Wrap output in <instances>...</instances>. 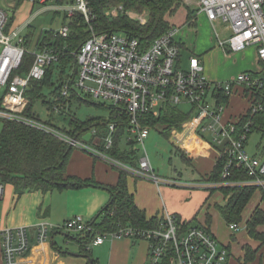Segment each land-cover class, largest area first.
I'll list each match as a JSON object with an SVG mask.
<instances>
[{
	"label": "built area",
	"instance_id": "built-area-1",
	"mask_svg": "<svg viewBox=\"0 0 264 264\" xmlns=\"http://www.w3.org/2000/svg\"><path fill=\"white\" fill-rule=\"evenodd\" d=\"M27 1L37 7L31 13V20L42 12L50 11L62 14L65 21L58 30H50L52 36L49 40L41 38L31 49L26 45V37L21 35V30L28 28L31 20L7 29L13 14L0 5V117L52 133L70 146L100 157L129 175L156 184L209 190L253 187L259 193L258 203L264 202V153L258 154L257 151L252 155L246 149L249 135L253 131L262 132L256 119L264 115V0H198L199 11L212 23L216 30L217 45L224 52L256 45L259 69L255 72H240L234 79L224 81L208 80L199 56L190 54L184 60L182 45L175 37L179 31L176 27H170L144 45L138 38L128 36L121 30L95 32L91 0ZM119 11L140 23L146 22V14L137 15L124 10L122 5L112 7L109 14L116 16ZM74 23L83 24L89 36L75 51L69 52L73 63L66 67L64 73L61 74L59 69L54 71L53 75L60 83L59 96L63 100L58 101L54 109L65 107L71 92L78 97L83 92L91 98L109 102L119 117L125 113V131L120 144L125 143L127 148L133 150L134 145L138 144L143 149V154L137 156L135 166L111 158L96 146L61 133L53 128L55 126L49 127L42 120L22 115L29 104L26 91L30 81L41 80L49 67L61 64L68 45L57 39L67 38ZM217 26H221L220 32ZM221 33L226 34V37L221 38ZM26 53L33 55V61L26 72L17 73ZM232 97L244 102L237 112H229ZM182 104L188 106L186 111L179 109ZM168 106L189 115L180 130L171 131L173 144L180 148L189 134L199 137V144H205L214 152L215 164L222 162L218 180L206 178L183 182L161 177L154 172L144 148V140L150 129L159 128L149 125L147 119L158 116ZM116 124L115 121L108 123L109 132L103 141L105 148L113 144ZM206 132L210 135L209 142L202 137ZM89 133L90 137L95 134V128ZM183 149L191 153L190 148ZM235 170L245 174L246 178L230 179ZM4 189L5 184L0 180V200L3 199ZM157 218L159 223L155 228L136 230L125 226L115 232L97 234L91 242L100 244L106 237L144 239L148 243L146 264L227 263L229 250L218 242L208 225L189 223L184 226L187 223L165 210ZM238 224L229 223L228 227L236 231ZM59 228L75 232L91 229L81 216H74L62 226L54 227L48 222H40L36 226V238L38 241L45 240L51 230ZM0 236L4 264H16L17 258L30 248L28 227L0 228Z\"/></svg>",
	"mask_w": 264,
	"mask_h": 264
},
{
	"label": "trees",
	"instance_id": "trees-1",
	"mask_svg": "<svg viewBox=\"0 0 264 264\" xmlns=\"http://www.w3.org/2000/svg\"><path fill=\"white\" fill-rule=\"evenodd\" d=\"M182 2L183 0H91L90 6L94 14L93 29L97 33L121 30L128 36L136 37L144 45H147L152 39L170 28L164 16L165 14L172 15L175 13ZM118 5H122L124 10L131 9L142 12L146 9V22L140 23L138 20H132L123 11H119L113 18H109L104 14L105 9ZM190 12L188 11V18L190 17ZM72 29L67 38L64 40L62 38V40L57 39L58 42L65 41L68 45V51L61 60V64L58 67H49L41 80L30 81V87L26 91L29 104L22 113L23 116L40 120L32 111V105L36 99L42 96V86L50 84L55 69H59L61 74L64 73L66 67L73 63L72 54L69 52L75 51L79 44L89 36V32H87L83 24L74 23ZM32 35L33 32L29 28L26 36L27 46H30ZM51 36V32H45L42 39L47 41ZM32 61L33 55L26 53L17 73L26 72ZM59 89L60 86L53 92L55 97L52 104H49L48 100L44 101L48 109H54L58 101H63L59 96ZM1 97L2 95L0 94V109ZM188 117V114L181 112L176 107L168 106L158 116L148 117L147 123L159 128L158 132L167 135L171 134L173 129L180 130L182 123ZM125 118V113H122L121 117H119L118 112L113 109L110 112L109 120L105 122L98 121V118H88L85 121L71 118L68 129L57 127L50 121H44V123L49 127L55 126L53 128L61 133L80 139L95 128L96 133L92 134L88 141L82 140L88 145L96 146L99 151L111 158L124 164L135 166L137 163L136 151L131 148H122L120 144L121 136L125 131ZM111 121L117 122L115 131H113V144L111 147L105 148L103 141L109 132L108 123ZM256 122L260 125L259 129L264 133V115L258 117ZM72 148L74 147L52 133L28 126L16 120L0 117V180L4 184H11L17 193L34 190L47 192L55 189L64 190L82 187L88 183V180L65 174L66 163ZM114 167L119 172L117 183L111 186H102L109 193L108 202L100 209L98 216L88 223L91 227L90 230L77 232V235H74L82 246L89 244L97 234L115 232L125 226H130L136 230L150 229L157 227L159 223L157 217L146 219L144 210L135 204L133 194L128 190V173L117 166ZM221 169L222 162L218 161L214 164L207 179L210 181L218 180ZM243 178H246V175L235 170L230 179ZM220 190L227 197L225 206L218 207L223 219L228 224L239 223L241 220L240 214L254 194L255 188L222 187ZM205 221L206 225L210 222L208 214L205 217ZM263 224L264 210L257 206L246 222V229L249 236L263 241L262 243H264V231H258L257 227ZM244 252L243 264L252 260L255 254V252L251 254L249 247Z\"/></svg>",
	"mask_w": 264,
	"mask_h": 264
},
{
	"label": "crops",
	"instance_id": "crops-1",
	"mask_svg": "<svg viewBox=\"0 0 264 264\" xmlns=\"http://www.w3.org/2000/svg\"><path fill=\"white\" fill-rule=\"evenodd\" d=\"M191 3H185L187 6L183 23L187 26H193L197 14L202 13L198 8V0L196 2L191 0ZM188 11H191L189 18L187 17ZM164 18L170 26H175L167 20L168 17L165 16ZM190 19H192V22ZM175 27L179 29L175 37L180 41L183 53L188 49L179 34L182 26ZM213 30L216 36V30ZM191 54L194 53L191 51ZM197 56L201 58L200 55ZM232 107L231 102L229 112H234L231 111ZM199 143V137L189 134L181 145L182 147H177L181 156L187 161L194 159L200 163L199 160L202 157L212 156L209 158L211 159L208 160L209 162L194 167L198 176L194 177L193 181L208 178L215 164L216 156L214 152L210 151L205 144L200 145ZM121 146L122 148L128 147L125 143H122ZM183 148H190L191 153H186ZM199 154H203V156L200 157ZM65 174L88 180V183L79 188L55 189L47 192L34 190L21 193L15 192L11 184H5L8 185V188L4 189L0 212V228L25 226L28 227L29 232L30 248L25 254L17 258L16 264H146L148 243L144 239L106 237L100 244L90 242L82 246L81 242L69 233L71 231L59 228L51 230L47 239L38 241L35 231L40 222H48L55 227L62 226L67 219L74 216H81L87 223L94 220L96 214L110 198L108 191L102 186L115 185L119 176V172L114 166L102 158L77 147L72 148L68 156ZM163 177L181 181L180 173L177 177ZM192 180L190 179V181ZM183 182H186V180ZM127 186L129 192L133 194L135 204L144 210L146 219L158 217L165 210L189 224L194 220L199 208L204 205L207 196V192L197 191L199 188H186L167 183L156 184L151 180L129 174L127 176ZM207 190L209 191V189ZM207 225L211 230V224ZM75 235H77V232H75ZM237 243V254L234 255L230 250L231 239L227 241L226 246L229 250V257L226 264H243L245 252L242 250V244L250 243L248 233L246 240L242 242L237 240ZM262 261H264V248L258 249L254 254V258L244 264H262ZM0 264H4L1 254V236Z\"/></svg>",
	"mask_w": 264,
	"mask_h": 264
},
{
	"label": "rangeland",
	"instance_id": "rangeland-1",
	"mask_svg": "<svg viewBox=\"0 0 264 264\" xmlns=\"http://www.w3.org/2000/svg\"><path fill=\"white\" fill-rule=\"evenodd\" d=\"M185 1L183 0V4L180 5L178 10L173 13V15L165 14V16L168 17L167 20L172 25L182 26V30L179 34L181 35L182 40L185 43V47L188 49L182 53L184 60L186 59V56L191 54V51L196 55H200L203 60L204 74L208 80L224 81L228 79H234L240 72H255L259 69V63L256 54V45H248L243 49L237 51L224 52L217 45L216 36L213 30L214 28L212 27L213 25L208 21L204 13L197 14L193 26H187L186 24H184L183 22L185 21V10L187 6L185 5V3L192 4L191 0ZM192 1L196 2L197 0ZM0 5L4 7V9H6L8 12L11 11L13 14L9 19L7 29H13L21 24L30 21L31 13L37 8L36 6L33 7L32 4L27 0H0ZM194 5L196 6V3ZM110 10L111 7L105 9L104 14L109 18H113L114 16L112 14H109ZM145 10L146 9H144V11L142 12H138L127 9V11H133L137 15L144 16L146 14L147 19V11ZM129 18L137 21V19L133 17ZM190 20L192 22V19ZM64 21L65 20L62 14H54V12L50 11L42 12L30 21V27L26 29L23 28L21 30V35L26 37L28 35L29 28H31L33 35L29 47L32 49L34 48L36 42L42 38L45 32H50V30H58L61 25L64 24ZM220 28L221 26H218L217 31L220 32ZM220 37L225 38L226 34L221 33ZM59 84L60 83L59 81H57L56 76L53 75L50 84H45L42 86V96L36 99L33 103L32 111L40 118V120L50 121L57 127L66 129L69 128V121L71 118L80 121H85L88 118H98V121L100 122L109 120L110 112L113 110V106L109 102H106L102 99L91 98L83 92L82 94H80L79 90L77 93L80 94V96L75 97L77 95L71 92L65 107H63L61 110L48 109L44 104V101L48 100L49 104H52V102H54L53 99L55 96L53 92L59 86ZM231 102L233 104L231 111L234 112L239 111L244 105V102L237 97H232ZM187 108L188 106L185 104H182L179 107V109L183 111H186ZM202 137L206 139L207 142H209V133H203ZM134 148L136 150L137 156H141L143 154V149L141 146L136 144L134 145ZM144 148L157 175H162L161 177H177L180 173L181 181H190V179L192 180L194 179V177H197L198 174L196 173V170H194V167H196L198 164L204 165L208 160H211L209 158L212 157L211 155L208 157L204 156L199 160L200 163L196 162V160L194 159H192L191 161H187L181 156L179 149H177V146L172 143L171 134H162L155 128L149 130L148 137L144 140ZM246 149L247 152L252 155L256 154L257 151H259L258 154L261 153L263 155L264 133L260 132L259 130L253 131L248 137ZM198 156L201 157L203 156V154H199ZM7 188L8 185H5V190ZM197 191L207 192V196L204 201V205L199 208L194 220L190 224H205V217L208 214L210 216V222H208L207 224H211V232L217 236L218 242L222 245H227V241L231 239L230 250L234 255H236L238 247L237 240L239 242H242L247 238V229L245 224L246 220L249 219L252 211L256 208V206L264 209V202L258 203L259 193L257 191L254 192L244 210L240 214L241 220L238 224V230L233 231L229 229V224L223 219L218 208L225 206V204L227 203V197L225 196V194L219 189L208 191L205 188H199L197 189ZM2 202L3 199L0 200V212L2 209ZM257 230L264 231V224L259 225L257 227ZM69 233L75 235V231H71ZM249 237L250 243L242 244L243 251H245V249L249 247L251 250V254H254V252L256 253L258 249L264 248V243H262L263 241L255 239L251 236ZM262 264H264V261H262Z\"/></svg>",
	"mask_w": 264,
	"mask_h": 264
},
{
	"label": "water",
	"instance_id": "water-1",
	"mask_svg": "<svg viewBox=\"0 0 264 264\" xmlns=\"http://www.w3.org/2000/svg\"><path fill=\"white\" fill-rule=\"evenodd\" d=\"M89 138H90V133H87V134H85L83 137H82V139H84V140H86V141H88L89 140ZM98 216V213L96 214V217ZM95 217V218H96ZM94 218V219H95Z\"/></svg>",
	"mask_w": 264,
	"mask_h": 264
}]
</instances>
